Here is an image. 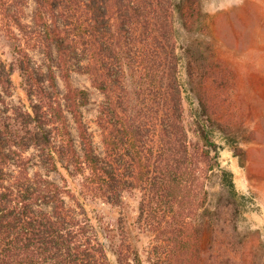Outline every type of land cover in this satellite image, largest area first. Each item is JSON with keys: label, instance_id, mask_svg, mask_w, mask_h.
I'll use <instances>...</instances> for the list:
<instances>
[{"label": "trees", "instance_id": "trees-1", "mask_svg": "<svg viewBox=\"0 0 264 264\" xmlns=\"http://www.w3.org/2000/svg\"><path fill=\"white\" fill-rule=\"evenodd\" d=\"M9 1L0 25L22 37L15 61L0 55V264H256L222 242L256 207L217 160L243 136L202 0H33L32 25ZM22 42L42 45L46 70ZM76 71L103 96L102 152Z\"/></svg>", "mask_w": 264, "mask_h": 264}, {"label": "rangeland", "instance_id": "rangeland-1", "mask_svg": "<svg viewBox=\"0 0 264 264\" xmlns=\"http://www.w3.org/2000/svg\"><path fill=\"white\" fill-rule=\"evenodd\" d=\"M21 2L23 22L32 25L35 2ZM8 3L10 5L11 1L8 0ZM202 4L203 10L208 14L210 34L219 57L235 71V80L231 88L227 89L229 104L225 108L231 109L232 114L238 118L243 136L236 148L224 145L219 150L217 160L222 167L233 173L237 189L246 196H252L256 207L248 214L247 221L242 223L241 234L234 239L224 236L222 242L223 246L229 247L230 240L240 243L241 239V244L237 246L242 255L246 254L256 264H264V0H202ZM21 35L15 25L11 24L7 29L0 25V55L9 62L16 59L13 36L22 37ZM22 45L25 46L33 66L46 70L49 60L42 45H24L23 42ZM55 71L59 93L63 96L66 85L59 70ZM15 73L19 82V70L16 69ZM71 80L75 87L88 92L89 102L81 111L95 146L102 152V135L97 116L103 96L93 86L88 74L72 72ZM18 99L19 94L13 93V100ZM67 115L79 146L75 123L68 111ZM184 118L186 125L192 127L188 103H184ZM190 137L193 141L196 140L194 134L191 133ZM52 177L60 180L57 174H52ZM218 245L219 241L211 242L206 236L203 244L206 248L205 257L211 251H217Z\"/></svg>", "mask_w": 264, "mask_h": 264}]
</instances>
